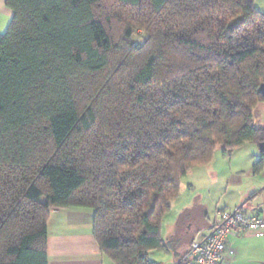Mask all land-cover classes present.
<instances>
[{"label": "trees", "instance_id": "1", "mask_svg": "<svg viewBox=\"0 0 264 264\" xmlns=\"http://www.w3.org/2000/svg\"><path fill=\"white\" fill-rule=\"evenodd\" d=\"M255 2L6 0L0 264H49L51 209L72 206L94 210L112 264H160L149 253L166 247L162 224L182 178L218 148L264 151Z\"/></svg>", "mask_w": 264, "mask_h": 264}, {"label": "crops", "instance_id": "2", "mask_svg": "<svg viewBox=\"0 0 264 264\" xmlns=\"http://www.w3.org/2000/svg\"><path fill=\"white\" fill-rule=\"evenodd\" d=\"M255 4L264 11V0H256ZM13 14L6 0H0V32L7 29ZM245 146H248L247 143L235 148L229 156L224 152L219 157L214 155L209 164L192 169L198 170L199 182L206 173L203 172L204 168H210L214 162H219V168L211 173L207 171L211 176L210 179H205L209 184L206 190L192 182L184 184V177L182 178L181 193L172 203L162 224V237L166 247L150 251L151 260L160 264H192L187 259L189 248L194 241L210 234L217 210L239 207L248 215L264 214V166L255 170L254 165L261 156L244 152ZM251 150L253 151L252 148ZM242 154H246L247 159L241 157ZM221 168H224L222 179L227 185L223 194L222 190L213 188L220 177ZM213 189L221 196H214ZM227 193L231 194L225 199L224 194ZM93 218L94 210L89 207L51 209L48 224L49 264H112L102 254L94 237ZM227 244L235 255L226 256L219 264H264V228L255 231L240 230L227 238Z\"/></svg>", "mask_w": 264, "mask_h": 264}, {"label": "built area", "instance_id": "3", "mask_svg": "<svg viewBox=\"0 0 264 264\" xmlns=\"http://www.w3.org/2000/svg\"><path fill=\"white\" fill-rule=\"evenodd\" d=\"M264 228V214L248 215L239 207L217 210L214 214V225L210 234L201 240L194 241L187 253L192 264H219L235 252L227 244V238L238 231H255Z\"/></svg>", "mask_w": 264, "mask_h": 264}, {"label": "rangeland", "instance_id": "4", "mask_svg": "<svg viewBox=\"0 0 264 264\" xmlns=\"http://www.w3.org/2000/svg\"><path fill=\"white\" fill-rule=\"evenodd\" d=\"M5 30V29H4ZM1 31V32H5V31ZM133 39H134V41L135 42H141V41H143V33L142 32H139V31H137L134 35H133ZM254 121H255V124L256 125H258V126H261L263 129H264V103H262V104H260L256 109H255V111H254ZM247 147L245 146V148H243L244 149V152H247V151H249V155L250 154H252V153H255L256 155L258 154H260V156H261V154H262V152H264L263 151V147H262V145L260 144V143H254V142H249V143H247ZM251 148L253 149V151L251 150ZM249 149V150H248ZM221 153H222V155H223V151L220 149V148H218L216 151H215V153H214V155H218V157L219 156H221ZM241 157H243L244 159H247L246 158V154H242L241 155ZM243 159V160H244ZM246 161V160H245ZM219 162L218 161H216V162H214L213 164H212V167H210L212 170H210V168H204L205 170H203V172L205 173V174H203L201 177H202V180L201 181H199V182H197V176H198V170H191L190 171V173H188L185 177H184V179H183V181H184V184H187V183H194L195 185H197L199 188H201V189H205L206 190V186L207 185H209V184H207L206 183V180L205 179H210V173H211V171H215V169H217V168H219ZM223 166V165H222ZM222 170L224 171V168H221L220 169V171H221V174H220V177L216 180V184H215V186L213 187L214 189L216 188V189H219V190H222V194L225 192V189H226V182L225 181H223V179H222ZM207 171L209 172L210 171V173L209 174H207ZM200 174V173H199ZM213 189V190H214ZM216 194H219V193H215V190L213 191V195L215 196ZM230 194L231 193H227L226 195L224 194V198L225 199H227L228 197H230ZM219 196H221L220 194H219ZM42 200L44 201V202H46V200H47V198L44 196L43 198H42Z\"/></svg>", "mask_w": 264, "mask_h": 264}]
</instances>
